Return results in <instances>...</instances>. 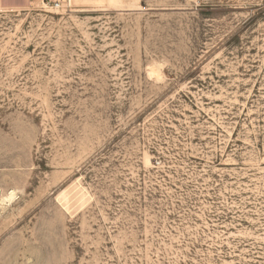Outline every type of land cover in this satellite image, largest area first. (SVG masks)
<instances>
[{"label": "rangeland", "instance_id": "1", "mask_svg": "<svg viewBox=\"0 0 264 264\" xmlns=\"http://www.w3.org/2000/svg\"><path fill=\"white\" fill-rule=\"evenodd\" d=\"M26 1L0 0V264H264V0Z\"/></svg>", "mask_w": 264, "mask_h": 264}, {"label": "built area", "instance_id": "2", "mask_svg": "<svg viewBox=\"0 0 264 264\" xmlns=\"http://www.w3.org/2000/svg\"><path fill=\"white\" fill-rule=\"evenodd\" d=\"M69 0H52L51 7L59 8L65 5Z\"/></svg>", "mask_w": 264, "mask_h": 264}, {"label": "crops", "instance_id": "3", "mask_svg": "<svg viewBox=\"0 0 264 264\" xmlns=\"http://www.w3.org/2000/svg\"><path fill=\"white\" fill-rule=\"evenodd\" d=\"M3 1L7 5H15V4H21L23 2H27L26 0H3Z\"/></svg>", "mask_w": 264, "mask_h": 264}, {"label": "bare ground", "instance_id": "4", "mask_svg": "<svg viewBox=\"0 0 264 264\" xmlns=\"http://www.w3.org/2000/svg\"><path fill=\"white\" fill-rule=\"evenodd\" d=\"M69 3H70V0H69ZM44 5H45V4H44ZM152 70H153V69H152ZM9 196L11 197L12 195L10 194ZM10 197H9V198H10Z\"/></svg>", "mask_w": 264, "mask_h": 264}]
</instances>
